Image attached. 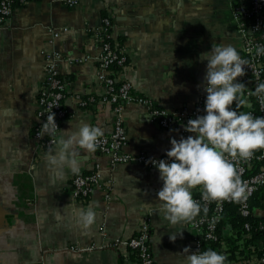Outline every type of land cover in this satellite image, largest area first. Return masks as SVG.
<instances>
[{"label":"crops","instance_id":"crops-1","mask_svg":"<svg viewBox=\"0 0 264 264\" xmlns=\"http://www.w3.org/2000/svg\"><path fill=\"white\" fill-rule=\"evenodd\" d=\"M246 2L80 0L71 7L60 0H30L0 21V264H140L133 250L113 243L136 236L144 219L150 224L154 264H186L183 250L195 251L199 235L188 221L172 225L159 210L157 192L163 181L158 170L135 161L113 163L98 147L91 153L80 151L77 173L65 170L60 176L49 166L46 154L55 144L40 145L33 136L45 79L44 51L57 48L63 55L59 67L67 83V116L61 129L86 121L111 133L117 112L103 99L107 89L98 77L101 43L95 35L104 18L112 20V42L128 56L127 66L110 74L131 82L133 93L150 99L153 107L175 112L193 109L204 92L206 61L199 59L200 53L215 43H230L241 51L233 10ZM53 27L69 30L52 42ZM89 98L94 100L88 105L80 103ZM151 110L138 102L124 106L125 152L160 157L172 137L195 135L182 123L163 127ZM97 169L102 183L89 197L77 198L74 176ZM201 190L193 188V196ZM89 205L96 218L85 227L75 209ZM253 216L264 220L263 204L254 206ZM180 230L182 236L169 239ZM238 231L225 215L219 241L204 250L222 251L227 264H261L264 235L253 238ZM72 246L94 249L75 252Z\"/></svg>","mask_w":264,"mask_h":264},{"label":"clouds","instance_id":"clouds-1","mask_svg":"<svg viewBox=\"0 0 264 264\" xmlns=\"http://www.w3.org/2000/svg\"><path fill=\"white\" fill-rule=\"evenodd\" d=\"M256 54H264V45H257ZM199 59L206 61L205 110L184 125L186 131L195 135L172 137L167 158L150 160L163 181L157 192L159 210L172 225L193 219L202 208L207 211L206 205L193 198L192 189L196 186H202V198L206 201L245 198L246 184L235 162L248 159L255 150L264 148V116L238 111L247 104V86L237 77L245 74L249 61L230 43L212 44L210 50L199 54ZM255 94L264 104V81L256 85ZM39 135L55 137V148L49 150L46 160L54 172L63 176L65 170L79 171L80 151L94 152L103 132L86 121L60 129L51 111ZM75 214L85 227L96 218L92 205L75 209ZM177 234L182 236V230L171 232L169 239L174 241ZM183 252L187 253L186 264H227L228 261L225 253L211 247L202 251L185 247Z\"/></svg>","mask_w":264,"mask_h":264},{"label":"built area","instance_id":"built-area-1","mask_svg":"<svg viewBox=\"0 0 264 264\" xmlns=\"http://www.w3.org/2000/svg\"><path fill=\"white\" fill-rule=\"evenodd\" d=\"M30 0H0V21L9 19L18 4H24ZM68 6H76L80 0H60ZM248 4L242 3L234 7L233 15L241 33L242 48L241 56L249 61L245 66L246 71L237 80L245 83V97L247 104L241 106L240 111H251L256 116H264V104L260 102L255 94L256 85L264 81V54L257 55V45H264V41L256 36L258 31H264V0H248ZM112 20L104 18L102 25L96 30L95 35L100 40L101 51L98 56L99 79L105 83L107 93L103 99L114 105L117 118L111 133L103 132L98 143V148L111 156L113 163H126L135 161L147 169L158 170L150 160L152 158H167L166 155L160 157H150L145 153L131 155L124 151L128 143V135L123 123L122 110L127 103L138 102L151 107V116L159 121L163 127H170L174 123L186 124L189 118H195L203 114L205 110L206 92H202L198 99V104L193 108H184L180 111L169 112L159 107H153L152 101L144 96L133 93V85L129 81H119L116 76L110 74L114 69H121L127 66L128 56L125 50L117 48L112 42ZM68 27L50 28L53 39L59 38L63 32H67ZM46 57L45 79L38 98L37 123L34 129V139L40 145L50 147L55 144V137L39 135L41 125L46 116L52 111L55 113V120L61 129L62 120L67 116L64 105L67 83L60 71V62L63 59L62 53L57 48L44 51ZM82 60V59H81ZM94 99H83L80 103L88 105ZM235 106V104L233 105ZM238 173L246 184V196L239 201L234 200H214L206 201L202 198V191L193 196L200 204L207 206V211H203L189 220V225L198 232L196 239V250H204L205 245L216 242L219 239V226L223 221L226 206L230 203L237 204V211L244 218H250L254 214L252 200L259 192H264V148L257 149L248 159H238L236 162ZM100 169L91 173H79L73 178V191L77 198H87L99 187L103 179ZM109 188L108 182L104 183ZM264 207V199H263ZM252 223L246 221L244 228L246 231L252 230ZM264 233V220L258 226ZM150 238V224L144 219L140 232L129 239L117 238L113 245H123L133 250L139 258L140 264H154V257L150 250L148 241ZM75 252H84L94 249L71 247ZM259 261L264 264V243L261 246Z\"/></svg>","mask_w":264,"mask_h":264},{"label":"trees","instance_id":"trees-1","mask_svg":"<svg viewBox=\"0 0 264 264\" xmlns=\"http://www.w3.org/2000/svg\"><path fill=\"white\" fill-rule=\"evenodd\" d=\"M248 0L246 2V4H248ZM256 36L259 38V39H262L264 41V31H258L256 33ZM241 52V51H240ZM241 109V107H240ZM240 109H238V111H240ZM263 199H264V192L263 191H259L253 198L252 200V203H253V206L255 205H262L263 204ZM227 215V216H230L232 217V221H233V224L235 226V228H239V231H240V228L241 230H244L245 233H251V237L255 238L257 237L260 233H262L264 235V233L259 230L258 226L260 224V222L263 221V219L261 220H258L256 219L254 216L250 217V218H244L240 215V213L237 211V204L236 203H230L226 206V209H225V212H224V216ZM246 221H250L253 225L252 227V230L251 231H246L245 228H244V223ZM219 241V239H218ZM218 241L216 242H210L209 244H214V243H217ZM261 252V251H260Z\"/></svg>","mask_w":264,"mask_h":264}]
</instances>
